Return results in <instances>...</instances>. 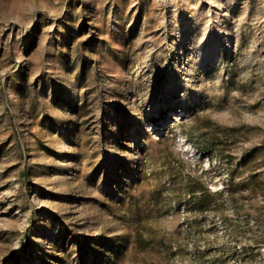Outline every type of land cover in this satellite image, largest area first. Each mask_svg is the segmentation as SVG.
<instances>
[{"label":"rangeland","instance_id":"obj_1","mask_svg":"<svg viewBox=\"0 0 264 264\" xmlns=\"http://www.w3.org/2000/svg\"><path fill=\"white\" fill-rule=\"evenodd\" d=\"M0 264H264V0H0Z\"/></svg>","mask_w":264,"mask_h":264}]
</instances>
